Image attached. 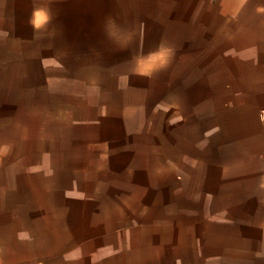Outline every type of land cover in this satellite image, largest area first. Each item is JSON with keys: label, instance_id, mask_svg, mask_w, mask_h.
<instances>
[{"label": "crops", "instance_id": "0c3cea01", "mask_svg": "<svg viewBox=\"0 0 264 264\" xmlns=\"http://www.w3.org/2000/svg\"><path fill=\"white\" fill-rule=\"evenodd\" d=\"M0 147V264H264V0H0Z\"/></svg>", "mask_w": 264, "mask_h": 264}, {"label": "clouds", "instance_id": "9594fccd", "mask_svg": "<svg viewBox=\"0 0 264 264\" xmlns=\"http://www.w3.org/2000/svg\"><path fill=\"white\" fill-rule=\"evenodd\" d=\"M53 15L50 7H34L30 17V24L36 31H45L52 22ZM110 18L105 22L104 32L108 40L115 42L114 34L109 28ZM114 23V22H112ZM174 51L171 47L161 43L143 56L137 57L132 66V74L140 77L151 78L153 75L165 70L172 58ZM6 148L0 147V153Z\"/></svg>", "mask_w": 264, "mask_h": 264}]
</instances>
